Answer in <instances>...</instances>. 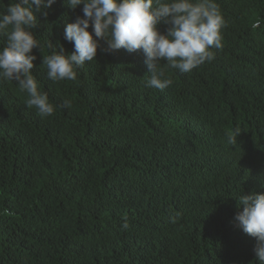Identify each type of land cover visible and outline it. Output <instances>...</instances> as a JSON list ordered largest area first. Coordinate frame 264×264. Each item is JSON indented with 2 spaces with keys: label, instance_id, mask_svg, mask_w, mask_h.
Instances as JSON below:
<instances>
[{
  "label": "trees",
  "instance_id": "obj_1",
  "mask_svg": "<svg viewBox=\"0 0 264 264\" xmlns=\"http://www.w3.org/2000/svg\"><path fill=\"white\" fill-rule=\"evenodd\" d=\"M0 264H264V0H0Z\"/></svg>",
  "mask_w": 264,
  "mask_h": 264
}]
</instances>
